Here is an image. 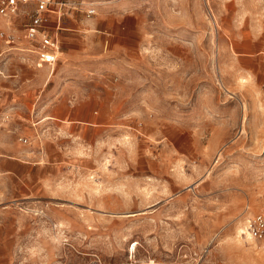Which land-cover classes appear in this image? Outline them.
<instances>
[{"label":"rangeland","instance_id":"1","mask_svg":"<svg viewBox=\"0 0 264 264\" xmlns=\"http://www.w3.org/2000/svg\"><path fill=\"white\" fill-rule=\"evenodd\" d=\"M56 1L47 82L0 16V264H264V0Z\"/></svg>","mask_w":264,"mask_h":264},{"label":"built area","instance_id":"2","mask_svg":"<svg viewBox=\"0 0 264 264\" xmlns=\"http://www.w3.org/2000/svg\"><path fill=\"white\" fill-rule=\"evenodd\" d=\"M29 3H32L33 9L30 13L29 22L24 26L23 39L29 43V48L26 49L30 51L28 53L35 55L36 68L43 66L52 68L58 60L59 39L58 35L51 34L50 30L52 26H55V29L61 27L66 4L56 0H0V16L11 19L18 14L21 10L20 7ZM94 14L93 9L87 11V17ZM0 36L11 42L10 35L1 33ZM243 235L255 242L264 240V202L259 205L257 212L246 221Z\"/></svg>","mask_w":264,"mask_h":264},{"label":"crops","instance_id":"3","mask_svg":"<svg viewBox=\"0 0 264 264\" xmlns=\"http://www.w3.org/2000/svg\"><path fill=\"white\" fill-rule=\"evenodd\" d=\"M60 36H58V39L60 40V38H59ZM22 52H24V49L23 50H21ZM60 55H62V54H60V52L58 53V55H57V57H58V59H59V56ZM55 66V65H54ZM48 67V66H46V67H42L41 69H39V71L35 74L36 75V77H38L39 79H42V78H44L45 79V81L47 82V80H46V75H42L43 74V72L45 71V70H50L51 72H53L54 73V71L53 70H55V69H53V68H55V67ZM38 69V68H37ZM42 70H44V71H42ZM52 73V74H53ZM50 75L48 76V81H49V79H50ZM12 152V157H9L10 159H8L9 161L8 162H6V166L8 167L7 168V170H4V169H2L1 170V172H3V173H6V174H8V175H12L14 178H19V177H17L16 176V172H15V170L17 169V167H19L20 166V163H18V162H22V161H20L18 158H16L15 156H14V154H17V153H20V154H25L24 153V151L23 152H21V151H19V150H17V148H13V150L11 151ZM27 162H24V163H22V164H26ZM11 176V177H12Z\"/></svg>","mask_w":264,"mask_h":264},{"label":"bare ground","instance_id":"4","mask_svg":"<svg viewBox=\"0 0 264 264\" xmlns=\"http://www.w3.org/2000/svg\"><path fill=\"white\" fill-rule=\"evenodd\" d=\"M24 52H30V51H28L27 49H24ZM59 53V52H58ZM58 55V54H57ZM36 67V66H35ZM38 69H40V68H38ZM54 71V70H53ZM53 73V72H52ZM49 74V73H48ZM52 120V119H51ZM245 225H246V221H245V223L244 224H242L241 226L239 225V226H237V228H236V236H235V239H236V242H240L238 239H240L241 238V235L242 234H244V232H245ZM247 237V241H250V239H249V237L248 236H246ZM135 245L136 244H134L132 247H131V250H132V248H135ZM130 247V246H129ZM133 251V250H132ZM134 253H135V250H134ZM133 259V258H132Z\"/></svg>","mask_w":264,"mask_h":264}]
</instances>
